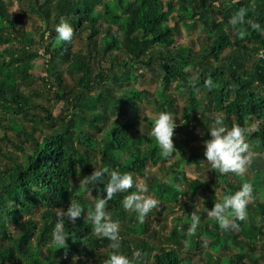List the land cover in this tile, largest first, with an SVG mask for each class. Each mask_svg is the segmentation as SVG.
<instances>
[{
    "label": "trees",
    "instance_id": "1",
    "mask_svg": "<svg viewBox=\"0 0 264 264\" xmlns=\"http://www.w3.org/2000/svg\"><path fill=\"white\" fill-rule=\"evenodd\" d=\"M21 1L28 12L44 20V26L37 34L27 29L22 24L25 14H11L9 0H0V59H5L6 54L12 63L10 70L0 76V118L32 113L38 116L39 111L46 114L39 119L42 129L12 125L8 128L16 139L8 132L0 137V156L4 157L3 162L0 160V264H102L111 251L110 241L99 237L88 219L93 205L88 189L75 196L72 181L78 165L88 168L99 158V168L130 172L133 177L145 176V168L150 165L167 168L165 164L176 151L169 157L161 154L150 135L153 119L144 117V126L137 119L123 117L126 108L139 113L143 100L154 103L158 112L164 111L165 105L171 108L172 86L185 99L183 111L188 121L195 119L196 107L208 110L207 100H216V108L228 127L238 124L245 129L248 120L257 125L246 132L245 138L251 150L264 151V59L256 55L264 49V31L253 30L249 25V21H255L264 29V0ZM241 8L244 16L236 27L242 36L228 22ZM196 17L204 28L198 46L193 41L192 46H179L175 36L180 21ZM61 19L73 26L71 41L58 38L55 29ZM77 40L81 50L74 46ZM227 48H233V53L224 56ZM41 55L47 56L45 68L50 74L48 78L53 79L52 85H56V96L64 105L70 102L68 116L61 113L53 117L50 110L31 101L23 89L33 60ZM134 64L158 67L160 89L156 95L130 84L131 78L137 80L140 76ZM62 65H66L68 74H79L81 91L71 101L67 100L69 89L61 74ZM93 65L98 68L95 75ZM118 68L123 74L116 78L114 72ZM42 81L48 85L44 78ZM195 94L202 97L201 104ZM88 104L91 106L87 107ZM139 127L149 134H140ZM0 128L5 131L3 121ZM254 164L256 182L235 173L230 177L236 182L228 181L212 169L214 175L223 178V193H233L246 182L253 187L254 199L247 205V218L236 221L238 227L221 229L215 217H208L206 209L210 210L215 202L209 199L195 231L190 232L184 225L174 228L178 234L174 246L154 251L138 237L124 239L119 233V251L134 264H191L181 255L182 241H188V249L193 250L204 247L207 239L210 251L206 260L200 258L201 264H260L264 260V156L257 157ZM108 175L105 173V183ZM167 175L170 187L154 182L150 188L165 203L180 201L173 187L185 181V177L177 171ZM191 182L195 189L205 187L211 191L197 180L189 181L190 185ZM102 189V184H92L90 192L103 197ZM130 191L134 189L114 194L108 201L111 207L107 211L112 219L123 220L126 213L121 200ZM72 200L80 202L84 212L74 224L65 218L68 238L65 247L58 249L52 243L57 211ZM254 208L257 211L250 214ZM253 216L260 218L257 224ZM259 238L261 249L257 254L255 240ZM237 246L240 251L235 249ZM243 246L251 253L242 251ZM136 252L138 256L134 255Z\"/></svg>",
    "mask_w": 264,
    "mask_h": 264
},
{
    "label": "rangeland",
    "instance_id": "2",
    "mask_svg": "<svg viewBox=\"0 0 264 264\" xmlns=\"http://www.w3.org/2000/svg\"><path fill=\"white\" fill-rule=\"evenodd\" d=\"M8 9L11 14L15 13H23L22 24L27 29L30 28L37 34L39 29L44 26V20L38 19L35 15H33L30 11L26 10L25 4L21 0H9ZM29 19H32L30 21ZM34 19V20H33ZM204 32L203 24L200 19L197 17L194 20H188L186 22L180 21L179 23V32L175 36V41L180 45H191V41L195 46H198L199 35H202ZM47 36V33H45ZM74 46L78 49H82V45L77 41H75ZM233 48H227L223 51L224 56H228L233 53ZM39 52V51H38ZM42 52V51H41ZM39 54H41L39 52ZM47 60V56H40L33 60L31 67L29 69V77L26 80V85L24 86L25 93L30 98L31 101L37 103L41 107L50 110L51 115L56 117L63 113L64 115H69L71 113V106L68 104L64 105V101L60 100L58 96H56V85L53 84V79L48 78L50 74L46 71L45 62ZM12 63L10 62V58L5 54V59H0V76L6 70H10ZM66 65H62L61 74L65 84L69 89V93L67 94V100L71 101L74 95H77L80 90L78 84V75L79 74H68V72L64 69ZM134 67L139 68L138 73L140 76L138 79L133 80L131 78L130 84L134 86V88L139 90H147L148 93L156 95L159 91L160 83V73L159 69L155 64H152L151 67L145 68L143 66H139L134 64ZM98 68L96 65H93L92 75L97 74ZM116 78L121 77L123 71L116 69L114 72ZM44 78L45 81L48 82V85H44L42 81ZM24 83V84H25ZM126 85L122 86L125 88ZM84 91V90H83ZM94 93V91H90ZM170 94L173 97V104L171 108L169 106H163L164 111H169L174 114L176 118H174V122L176 123V128L174 130L172 138L174 139L173 146L176 149V154L172 158L170 162L165 164L167 168L160 169L158 166H149L145 168V176H134V180L136 178H143L147 183L148 194L153 195L160 201V205L156 208V211L152 209L145 217L143 222L139 221L136 216L132 218L129 214H134V212L125 210V216L123 220H117L119 222V233L122 238L127 237H138L143 241L144 244L148 245L152 250L158 251L159 248L162 247H171L174 246L173 240L178 237V234L174 232V228H180L181 226H186L189 228V214L192 211H196L200 218H203V214L206 208L205 201L213 199L214 201L218 200L220 195L224 192V181L220 176L214 175L212 173V168L210 165L205 163V158L203 156L204 145L203 141L209 138L207 129L211 127L213 120L216 115L221 114L219 109L216 108L218 101L216 100H207L206 105L208 106V110H204L203 107L195 108V119L192 121H188L185 118L183 106L185 104V99L179 94L178 90L172 86L169 90ZM197 98L198 104L199 100H202V97L199 94H195ZM68 106V108H67ZM91 104H88L87 107H90ZM67 108V109H66ZM97 112L100 111L98 106L96 107ZM126 114H124V119L127 120H136L138 123L146 126V122L144 117H148L150 119L154 118V114L158 112L157 107L152 102L144 101L140 104L139 113L135 114L131 110L126 108ZM37 115L30 114L26 117L20 116H7L3 121L4 125H6L5 131L0 128V137L4 135L6 132L10 134L13 139H16L13 136L12 132L8 127L12 125H24L28 129L30 127H38L42 129V126L39 124V119L45 116V112L39 111ZM112 117L115 115L112 114ZM103 123V122H102ZM257 125L254 122L246 121L245 130L246 132L253 131ZM264 130V129H263ZM139 133H146L142 127H139ZM151 135V134H150ZM246 137V134H245ZM178 142V143H177ZM177 143V144H176ZM141 147L143 149L146 148L145 144H142ZM179 147V150H178ZM9 148V147H7ZM251 150V149H250ZM257 153V155L252 159L250 165L246 167V170L241 176L248 181H255L256 176V167L254 166V160L257 157H263L264 151H260L258 149L251 150ZM4 157L0 156L1 162H3ZM188 158V159H186ZM176 163V164H175ZM100 160L95 163H90L88 168L81 167L78 165L77 175L73 178V185L75 187V196H81L84 194L85 190L88 189V196L92 198L94 195L90 192L89 185H82L81 179L85 176H89L94 168L99 167ZM172 164V165H171ZM171 171H177L181 173L185 177V181L175 183L173 189L179 195V200L163 202L160 199L159 195L154 192V189L150 188V184L157 182L158 184L169 185L170 173ZM216 173H220L218 170H215ZM234 174L232 172L229 173H221V175L226 176L228 181H235L230 176ZM197 180L199 183L208 186L211 191L209 192L205 187L195 189L192 185L189 184V181ZM186 182V183H185ZM177 185H182L184 188V192L182 193L177 189ZM135 190V187H133ZM99 197V196H98ZM203 199V200H201ZM261 200V199H260ZM94 203V201H93ZM111 205L107 204V207ZM213 207V206H212ZM257 208L252 209L250 214L256 212ZM208 217H211L207 215ZM204 215V218L207 217ZM257 216H253L252 220L255 221L254 224L258 223ZM246 220V219H245ZM182 228V227H181ZM125 239V238H124ZM253 240V239H252ZM262 239H256L255 242L258 246L255 252L258 254L260 251V243ZM205 241V246L197 249L189 250L188 249V241H182V247L180 249L181 255L183 259H188L191 261V264H201L200 258L206 260V253L210 251V244L207 239ZM202 246V245H201ZM245 253L250 254L251 252L247 248V246H243ZM236 250L240 251V247H236ZM214 256V255H213ZM106 258V256H105ZM143 261L146 262V258L142 257ZM221 264V263H220ZM260 264H264V260H260Z\"/></svg>",
    "mask_w": 264,
    "mask_h": 264
},
{
    "label": "clouds",
    "instance_id": "3",
    "mask_svg": "<svg viewBox=\"0 0 264 264\" xmlns=\"http://www.w3.org/2000/svg\"><path fill=\"white\" fill-rule=\"evenodd\" d=\"M244 16L243 9H238L237 14L229 19V23L234 26V31L242 36L236 27L242 22ZM249 25L253 30L264 31L260 24L255 21H249ZM58 38L62 41H71L73 37V26L64 19H61L56 26ZM257 57L264 59V49L257 52ZM173 113L169 111H159L154 114L152 120L151 135L155 138L161 154L169 157L175 150L173 146L172 136L176 123L174 122ZM209 138L203 141V156L205 163L210 165L212 169L218 170L220 173H235L241 175L245 172L246 167L250 165L252 159L257 155L250 150L249 143L246 141V130L238 124L228 127L224 123L223 114L215 116L211 127L207 129ZM177 152V151H176ZM105 173H109L107 182L105 183ZM102 184L103 197L93 196L94 201L91 210L88 212V219L93 225L94 232L99 237L107 238L110 243L108 252L102 264H134L126 254L119 251L121 245V237L119 235V222L111 218L110 213L106 210L108 201L112 199L114 194L126 192V190L135 187L134 191L127 192L121 200L124 210L134 212L136 218L143 222L146 215L154 208H158L160 201L153 195L148 194L147 183L143 178L134 180L133 174L130 172L121 173L119 170H111L104 168H94L89 176L81 179L82 185ZM177 189L184 192L182 185H177ZM253 187L251 183H242L238 190L233 193H223L219 199L214 202L213 207L207 211V215L215 217L218 226L221 229L238 227L236 221H242L247 218V205L253 201ZM203 200V199H201ZM84 212L83 205L72 200L66 208L57 211V222L52 231V243L58 249L65 247L66 235L64 231L65 218L68 222L75 223L76 219L81 217ZM191 224L189 231H195L200 216L196 211L190 214ZM260 218L258 217L257 220ZM138 256L139 252L134 253ZM76 259V257H73Z\"/></svg>",
    "mask_w": 264,
    "mask_h": 264
}]
</instances>
